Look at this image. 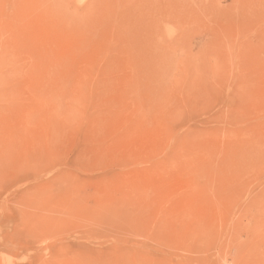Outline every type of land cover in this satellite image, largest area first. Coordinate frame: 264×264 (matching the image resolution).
Instances as JSON below:
<instances>
[{
  "label": "rangeland",
  "instance_id": "rangeland-1",
  "mask_svg": "<svg viewBox=\"0 0 264 264\" xmlns=\"http://www.w3.org/2000/svg\"><path fill=\"white\" fill-rule=\"evenodd\" d=\"M0 264H264V0H0Z\"/></svg>",
  "mask_w": 264,
  "mask_h": 264
}]
</instances>
